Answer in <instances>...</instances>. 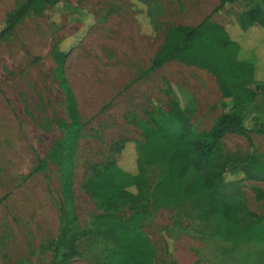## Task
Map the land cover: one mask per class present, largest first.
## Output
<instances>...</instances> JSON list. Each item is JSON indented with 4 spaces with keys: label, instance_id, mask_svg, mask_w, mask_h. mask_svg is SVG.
Instances as JSON below:
<instances>
[{
    "label": "rangeland",
    "instance_id": "1",
    "mask_svg": "<svg viewBox=\"0 0 264 264\" xmlns=\"http://www.w3.org/2000/svg\"><path fill=\"white\" fill-rule=\"evenodd\" d=\"M24 1L0 0V30ZM247 2L264 9V0H55L0 40V264H49L62 209L72 218L79 253L69 264H97V252L113 245L100 232L116 223L147 237L154 248L151 264H264V243L247 238L243 224L209 216L207 197L186 192L199 172L189 170L177 192L155 190L159 166L146 161L150 149L141 128L170 111L169 83L186 114L188 139L208 140L226 105L214 77L177 61L151 71V62L169 26L207 19L235 34ZM56 48L64 54L63 76L81 124L71 161L72 205L62 191L64 151L34 172L38 158H46L70 130L52 57ZM251 137L264 155V135ZM124 141L128 152L120 156L113 146ZM221 148L223 154L242 153L248 143L228 134ZM137 155L151 200L160 203L140 209L115 201L106 209L88 192L89 176L117 162L125 173L115 182L127 186L137 172ZM226 181L238 184V199L248 211L244 223L255 220L264 228V182L229 175Z\"/></svg>",
    "mask_w": 264,
    "mask_h": 264
},
{
    "label": "trees",
    "instance_id": "2",
    "mask_svg": "<svg viewBox=\"0 0 264 264\" xmlns=\"http://www.w3.org/2000/svg\"><path fill=\"white\" fill-rule=\"evenodd\" d=\"M226 1L233 0H222V3ZM54 3L55 0H25L7 15L0 30V40L9 35L29 13H40L44 5ZM246 6L247 9L238 16L240 29L235 34L207 19L196 26H169L151 62V71L169 61H177L206 70L214 77L226 105L209 131L208 140L188 139L186 114L169 83L166 84V95L170 111L161 117H152V126L143 123L141 128L145 145L150 149L146 161L159 166L155 190L162 195L177 192L188 171H197L201 174L200 178L192 182L186 192L207 197L206 214L221 216L227 225L243 224L242 232L247 238L264 243V228L255 220L244 223L248 211L238 199V184L226 181L229 175L264 182V155L257 152L251 137L253 133L264 135V81H261L264 78V75L261 76L264 61L259 60V50L264 48V9L249 2ZM250 34L253 37L251 44L248 42ZM52 57L66 99L70 130L63 139L55 141L46 158H38L34 172L45 170L47 161L58 159L64 151L67 167L62 191L72 205L71 161L81 124L75 98L63 76L64 54L56 48ZM249 122L251 127H247ZM228 134L245 137L248 149L242 153L223 154L221 140ZM127 142L113 146L118 155L128 152L125 149ZM136 163L137 172L130 173L131 184L122 186L115 182V178L125 172L117 166V162L110 161L101 171L89 176L86 184L88 192L99 198L106 209L113 207L115 201H126L140 209L147 208L151 203L158 205L160 202L157 198L151 200V190L140 177L144 168L138 155ZM100 235L113 245L97 252V264H151L153 245L134 228L116 223L100 232ZM49 250L52 252L49 264H69L79 254L72 218L63 209L57 236L51 241Z\"/></svg>",
    "mask_w": 264,
    "mask_h": 264
}]
</instances>
